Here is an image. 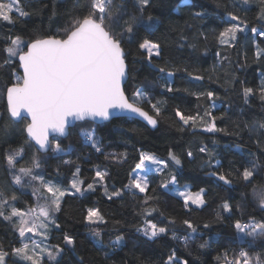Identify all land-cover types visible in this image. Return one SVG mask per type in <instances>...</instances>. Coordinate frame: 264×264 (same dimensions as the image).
<instances>
[{
  "label": "trees",
  "instance_id": "1",
  "mask_svg": "<svg viewBox=\"0 0 264 264\" xmlns=\"http://www.w3.org/2000/svg\"><path fill=\"white\" fill-rule=\"evenodd\" d=\"M117 2L122 4L128 16H139L138 0ZM87 3L88 0H20V7L28 15L21 17L13 12L11 23L0 19V189L7 196L16 194L18 199L12 203L21 211L29 206L35 207L29 178L24 177L23 187L13 184V170L5 160L6 154L21 146L25 154L18 158L17 170L30 167L33 156H37L41 167L33 172L43 173L46 181L68 190L74 178L83 180L86 186L93 182L97 170L107 171L105 183L109 194L127 183L129 174L140 162L141 152L151 153L169 161V169L176 172L179 185L188 184L193 192L205 190L203 207H186L181 198L159 186L162 180H167L169 169H164V175H149L148 194L157 197L149 201V205L155 206L152 216L143 215L142 197L145 194L133 196L126 193L109 200L104 186L96 184L94 191L66 195L62 198L60 211L55 213L61 227L50 228L47 240L49 246L60 245L65 249L59 264H166L173 251L179 261H187V264H234L242 250L264 260V239L255 241L250 247L251 238L242 240L233 226L235 220L264 217V211L257 206L253 195V188L264 186V135L249 132L253 124L264 122V99L259 95V88L264 83V37L250 31L253 27L258 32L264 28V22L258 19L264 4L260 0H250L247 6L242 0H187L186 4L183 0H150L142 21L136 26L133 41L125 40L124 43L129 73L124 89L130 100L132 93L140 88L153 102L160 101L157 128L150 130L143 123L129 118H118L100 125L79 123L69 130L67 138H55L65 151L41 154L26 138L24 129L28 121L14 123L8 116L6 90L14 86L22 74L16 58L4 64L7 59L5 49L16 36L22 37L26 44L34 39L63 38L79 13L86 10ZM197 12L202 15L197 17ZM229 12L239 15L248 24V31L238 34L234 47L222 45L218 40L219 33L228 26ZM143 40L159 43L162 57H153L150 63L147 54L139 49ZM193 44L196 46L192 47ZM257 46L262 52L260 58L255 55ZM159 67H165L166 72H175L170 78L173 92H167L163 87L169 78L166 73L159 72ZM185 68L203 79H192ZM246 87L253 88L255 94L245 98L243 89ZM208 91L215 93L212 100L206 95L199 100L191 95ZM212 103L217 105L214 110L210 107ZM143 107L152 114L147 103ZM177 109L186 115L211 110L217 127L232 134L201 131L206 126L207 117L204 124H197L195 132L187 126L181 130L182 121L175 114ZM89 133H93L100 152L87 139ZM256 140L261 142V147L257 146ZM200 144L208 145L213 151V164L217 159L221 161L220 171L229 175L230 185L210 175L214 170L212 167L203 166V154L196 151ZM189 149L196 157L191 161L186 157ZM170 151L181 158L182 169L172 164ZM121 153H127V159L122 162H117L111 155ZM77 167L80 173L74 177ZM244 168L254 171L251 181L242 179ZM225 201L232 205L233 212L221 213L218 217ZM89 208L99 209L107 223H87ZM145 219L167 227L169 234L148 239L138 231ZM170 220L175 223L170 224ZM184 220L197 227V234L190 237L187 247L184 237L189 236L191 230ZM205 224L209 227L205 228ZM93 228L101 231L103 246L96 244L91 232ZM172 232H175L176 239L172 238ZM65 233L76 238L74 249L63 243ZM118 235L124 237L120 247H109ZM201 244L207 246L201 248ZM19 246L21 241L13 223L0 217V247L8 250ZM44 264L54 262L45 257Z\"/></svg>",
  "mask_w": 264,
  "mask_h": 264
},
{
  "label": "snow or ice",
  "instance_id": "2",
  "mask_svg": "<svg viewBox=\"0 0 264 264\" xmlns=\"http://www.w3.org/2000/svg\"><path fill=\"white\" fill-rule=\"evenodd\" d=\"M183 2L186 4L187 0H183ZM260 2L264 4V0H260ZM249 3L250 0H242L244 6L249 5ZM149 5L150 0H138L137 12L139 16L135 14L128 16L122 4L118 3L117 0H88L86 10L79 13L78 18L65 31L63 38L34 39L27 44L20 36L11 38L9 46L5 49L7 59L4 64L10 63L12 58H16L23 68V76L18 77V82L6 90L7 111L14 123L23 122L27 117L31 118L24 130L27 136L31 137L36 145H39L38 151L55 153L65 151L58 140L49 139V133L65 135L72 120L99 119L109 121L113 118H119L122 114H128L143 118L153 128L157 126V117L161 115L160 101L153 102L140 88L132 93L130 100L129 96L125 94L123 86L127 78L128 68L124 43L125 40L129 43L133 41L136 26L142 21L144 10ZM14 11L21 17L28 15L20 7V0H0V19L13 22L12 13ZM195 15L200 17L202 14L197 12ZM147 19L150 21L151 17L149 16ZM258 19L264 22V9L261 10ZM228 21V26L219 33L218 40L222 45L234 47L238 34L245 33L248 30V24L233 12L228 13ZM250 31L264 37V28L258 32L257 28L253 27ZM195 46V44L192 45V47ZM257 48L255 55L260 58L262 52L259 50V46ZM139 49L147 54L150 63H152L153 57L158 59L162 57L161 45L157 42L143 40L139 44ZM216 55L219 56V52ZM158 70L160 73H166L169 78L163 87L167 92H173L170 78L175 75V72H166L165 67H159ZM184 71L188 72V69L185 68ZM188 75L196 81L203 79L202 76L193 75L191 72H188ZM243 92L245 98L255 94L251 87L244 88ZM191 95L195 96L197 100L205 95L209 100H212L215 93L212 91H208L206 94L193 92ZM259 95L261 99H264V83L259 88ZM145 103L149 105L152 114L144 109ZM210 107L214 110L217 105L212 103ZM175 114L182 121L181 130L187 126L195 132L197 124H204L205 117H207L206 126L201 131L232 134L224 128L217 127L216 117L211 110L204 111L202 114L197 111L195 114L186 115L177 109ZM249 132L264 135V122L253 124ZM87 139L92 142V146L97 152L101 151L93 133L87 134ZM255 143L261 147L259 140H256ZM196 151L203 154V166L214 169L210 175L224 182V184L230 185L232 183L229 175L220 171L221 161L217 159L215 164L212 163L214 153L208 145L200 144ZM24 154L25 150L21 146L5 156L7 165L14 170L12 183L23 187L22 177H28L29 186L32 187V195L36 197L37 201H43V203L38 205L39 211L37 207L32 206L21 211L15 206V203H12L18 199L16 194L7 196L0 189V217L13 223L21 241L19 247H12L8 250L0 247V264H20L24 261L28 264H44L45 256L54 264H59V258L65 249L60 245H54L50 249L47 244L42 245L34 237L40 236L44 241H47L50 228L59 229L61 227L55 218V213L60 211L64 196L76 193L83 195L85 191H94L96 184L104 186L105 194L109 200L123 197L126 193L133 196H136L137 193L145 194L142 197L143 215L145 217L152 216L155 206L149 205V201H153L157 197L148 194L151 182L147 173L151 169L146 162L155 165V171L161 175H164V169H169V161L161 160L154 154L141 152L140 162L129 174L128 181L123 188H114L109 194L105 183L108 172L97 170L93 182L86 186L83 180L72 179L70 183V189L74 190L72 192L61 188L56 183L46 181L43 173L33 172V169L41 167V160L37 156H33L30 167H19L17 170L18 158H22ZM111 155L117 162L127 159V153H121L119 156ZM186 157L190 161L196 158L190 149L186 152ZM169 158L174 166L179 169L183 168L181 158L175 153L170 151ZM79 173L80 168L77 167L74 177H78ZM167 176V180H162L159 184L165 190L169 188L170 184L177 185L178 183L177 174L174 170L169 169ZM253 176L254 171L250 168H244L242 171L244 181H251ZM33 181H38V186L32 185L31 182ZM152 192H155L154 188ZM204 193L205 190L200 189L199 192L193 194L187 187L184 190H178V195L183 197V203L186 207L190 203L203 207L205 204ZM253 195L257 206L264 211V186L253 188ZM232 212V205L225 201L222 203L221 212H218L217 216L220 217L221 213ZM14 217L19 219L14 221ZM86 221L92 225L107 223L99 209L95 208L88 209ZM169 223L174 224L175 221L170 220ZM183 223L191 230L190 235L184 237L185 247H187L190 237L197 234V227L189 220H184ZM233 226L242 240L247 237L251 238L250 247L255 241L264 239V217L260 220H257L255 216H250L247 220H235ZM204 227L208 228L209 225L205 224ZM138 231H141L148 239H156L169 234L167 227L160 226L148 219L143 221V227L139 228ZM91 232L96 244L103 246L102 233L99 228H93ZM29 233L32 234L31 237H28ZM171 235L172 238H177L175 232H172ZM26 237L31 240V247L26 241ZM123 239L122 235H118L116 239L110 242L109 247H120ZM76 242L74 236L67 233L63 234L65 245L74 249ZM206 246V244L200 245L201 248ZM10 257L17 259L13 260ZM166 264H187V261H179L175 251H173ZM234 264H264V260H261L258 255L250 256L247 251L242 250Z\"/></svg>",
  "mask_w": 264,
  "mask_h": 264
},
{
  "label": "water",
  "instance_id": "3",
  "mask_svg": "<svg viewBox=\"0 0 264 264\" xmlns=\"http://www.w3.org/2000/svg\"><path fill=\"white\" fill-rule=\"evenodd\" d=\"M123 1H124V0H123ZM18 63H19V61H18ZM19 65H20V63H19ZM20 71H21V74H22V76H23V68H22L21 66H20ZM128 77H129V73H128V68H127V78H126V81L124 82V85H123V86H125V84L127 83ZM6 105H7V94H6ZM7 112H8V111H7ZM8 116H9V118H10L9 113H8ZM119 118H129V119L137 120V121L143 123L144 125H146L150 130H155V129L157 128V126H158V124H157V126H156L155 128H153V127H152L151 125H149L145 120H143V118L135 117V116H131V115H128V114H122V115L119 116ZM10 119L12 120V118H10ZM30 119H31L30 117H27L25 120H27L28 123H29V122H30ZM114 119H118V118H113V119H111V120H109V121H103V120H99V119H97V120L86 119V120H83V121L72 120L71 123L69 124L68 128L66 129V133H65V135L60 136V135H58V134H56V133H51V132H50V133H49V139L52 140V138H60V139H65V138H67L68 135H69V130L72 129V128H74V127H75L77 124H79V123L90 122V123H93V124H95V125H100V124H104V123H109L110 121H112V120H114ZM12 121H13V120H12ZM16 123H19V122H16ZM25 134H26V138L28 139V141H30V142L33 144V146L36 148V150L38 151V149H39V145H36V144H35V141L32 140L31 137H28L26 132H25ZM38 152L41 153V154H46V153H48L49 151H48V152H45V151H43V150H39Z\"/></svg>",
  "mask_w": 264,
  "mask_h": 264
},
{
  "label": "rangeland",
  "instance_id": "4",
  "mask_svg": "<svg viewBox=\"0 0 264 264\" xmlns=\"http://www.w3.org/2000/svg\"><path fill=\"white\" fill-rule=\"evenodd\" d=\"M14 12H15V11H14ZM247 31H248V30H247ZM247 31H246V32H247ZM146 153H147V152H146ZM150 154H151V153H150ZM155 156H156V155H155ZM156 157H157V156H156ZM157 158H159V157H157ZM159 159H161V158H159ZM161 160H162V159H161ZM146 164H147V166L151 169V171H149V172L147 173V176H148V179H149V175H150L151 173H158V172L155 171V168H156L155 165L148 164V162H146ZM161 167H162V166H161ZM12 170H13V169H12ZM13 171H14V170H13ZM24 180H25V178L22 177V182H23ZM31 184H32V185H35V186H38V181H33V182H31ZM185 187H187L188 190H189L191 193H193V194L197 193V192H193V191H191L190 186H189L188 184H183V185H179L178 183H177V185H171V184H170V185H169V188H168L167 190L170 191L171 193H173L174 195H176L177 197H179V198H181V199L183 200V197H181V196L178 195V190H184ZM69 190L72 191V192H74V190L70 189V187H69ZM140 194H143V193H140ZM35 200H36L35 207H37V210L39 211L38 205H39V204H42L43 201H37L36 197H35ZM189 205L194 206V207H198V206H196V205H194V204H191V203H190ZM18 219H19V218H15V221H17ZM31 236H32V234L29 233V234H28V237H31ZM25 239H26V241L29 243V245H30V247H31V240L28 239L27 237H26ZM34 239H35L36 241H38V242H41L42 245H43V244H47V245H48L47 241H44L43 238L40 237V236L34 237ZM48 247H49L50 249L52 248V247L49 246V245H48ZM45 257H46V256H45Z\"/></svg>",
  "mask_w": 264,
  "mask_h": 264
}]
</instances>
